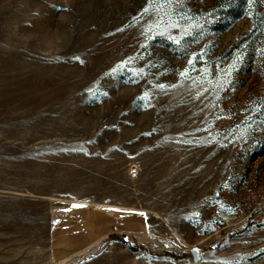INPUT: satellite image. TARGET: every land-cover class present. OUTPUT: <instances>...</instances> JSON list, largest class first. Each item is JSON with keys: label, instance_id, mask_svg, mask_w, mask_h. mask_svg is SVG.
<instances>
[{"label": "rangeland", "instance_id": "374dc122", "mask_svg": "<svg viewBox=\"0 0 264 264\" xmlns=\"http://www.w3.org/2000/svg\"><path fill=\"white\" fill-rule=\"evenodd\" d=\"M148 5L0 0V264H264V0Z\"/></svg>", "mask_w": 264, "mask_h": 264}, {"label": "snow or ice", "instance_id": "6c2138e0", "mask_svg": "<svg viewBox=\"0 0 264 264\" xmlns=\"http://www.w3.org/2000/svg\"><path fill=\"white\" fill-rule=\"evenodd\" d=\"M174 0H149V5L148 7H146L144 9V13H148L149 11H151L152 7H156L157 11H163L165 10L169 4L173 3ZM252 2V0H250V3ZM161 23H163V21L161 20ZM159 26V25H157ZM172 27H177V25H171ZM177 43L179 41H176ZM189 63L191 64L192 61L190 60ZM187 73H181V75H186ZM230 75V73H229ZM160 88H163L164 85H159ZM74 207H79V205H74Z\"/></svg>", "mask_w": 264, "mask_h": 264}, {"label": "water", "instance_id": "95a60500", "mask_svg": "<svg viewBox=\"0 0 264 264\" xmlns=\"http://www.w3.org/2000/svg\"><path fill=\"white\" fill-rule=\"evenodd\" d=\"M192 255H193L194 261H197L199 258V250L196 248L192 249Z\"/></svg>", "mask_w": 264, "mask_h": 264}]
</instances>
